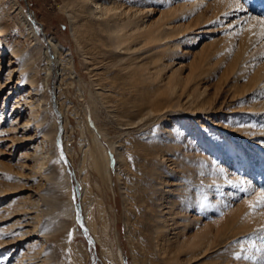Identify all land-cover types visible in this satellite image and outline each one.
<instances>
[{
    "label": "rangeland",
    "instance_id": "rangeland-1",
    "mask_svg": "<svg viewBox=\"0 0 264 264\" xmlns=\"http://www.w3.org/2000/svg\"><path fill=\"white\" fill-rule=\"evenodd\" d=\"M170 3L172 7H184L177 24L182 27L189 21H192L191 25L196 24L187 31L190 34L183 32L185 35L180 36L184 40L178 48H172L173 58L165 59L170 61V69L178 66L177 61L183 65H196L209 42L214 44V56L210 58L213 65L207 72L206 67L196 69L201 71V75L195 79L198 82L195 92L201 91V94H195L191 102H187V96L182 95L192 91L196 85L192 81L182 84L187 86L186 89H177L169 96L172 107L158 114V121L153 122L145 133L133 131L124 135L120 130L124 126L119 125L120 119L116 117L113 107L95 106L90 98L94 88L93 76L77 42L72 38L69 19L63 8L64 1L15 0L14 3L4 0L9 25L6 40L18 44L20 65L22 56L34 58L36 73L31 74L36 80V94L40 99L36 102L37 114L45 120L41 126L32 125L24 136L27 141L18 139L16 144H12L0 140V246L4 245V249L0 247V264H26L29 262L27 257L33 258V254L38 257L34 259L39 261L35 264H135V250L129 244L124 222L121 185L125 183L126 192L129 190L126 197L132 199L131 191L136 189V180L142 176L135 174L136 168L141 166L136 149L138 140L147 142V137L160 130L161 126L170 128L173 124L198 150L202 168L213 167L214 171L216 165L221 168L216 170L220 175L223 172L229 177L242 175L248 181L245 191L233 190L230 197L221 195L219 191L220 202L230 209L241 203L242 199L251 198L246 202V215L252 213L248 224L240 220L234 222V230L242 233L233 240L230 238L229 243L217 239L218 245L211 258L217 257L218 263L229 259L231 264H264V222L254 221V214L264 215V151L252 145L256 140L264 145V33L259 23L264 19V0H171ZM224 6L228 8L222 11ZM150 7L156 16L166 5L164 0H153ZM202 10L207 15L195 21ZM25 15L38 36L37 42L33 40ZM245 31L248 32V39L246 47H241L240 41ZM51 40L59 50L64 53L67 50L71 54L72 73L67 61L58 55L65 74L56 76L54 68L59 69V66L52 62L53 72L46 74V58L43 53L36 54L34 48L36 43L42 44L52 54L48 43ZM204 43V48L200 49ZM181 50L188 54L182 56ZM8 54L4 59V73ZM17 57L14 55L12 58L17 61ZM217 60L219 63L215 65ZM230 69L232 75L227 76ZM252 83L255 84L251 91L249 89L248 94L244 93L245 85ZM14 84L15 80L10 85L12 97L3 109L2 102L7 90L0 93V112L5 116L10 114V107L16 99H20L19 106L26 114L30 110L27 102L30 99L26 95L29 92L32 101L35 98L33 88L23 87L20 82L14 89ZM239 97L243 99L238 101ZM178 100H181L180 106H177ZM203 100L207 102L200 108L198 103ZM192 112H201L199 114L206 120L196 115L189 116ZM3 121L6 123L7 118ZM47 128L53 132L49 137H41ZM94 136L102 149L107 151L105 168L104 163H98V158L94 164L87 154ZM230 136L236 140L234 143ZM112 141L123 143L116 146L124 155L120 162L116 150L110 146ZM249 147L256 149L253 148V152ZM246 151L256 165L254 171L247 164ZM35 153L46 157L48 163L45 166L56 171L55 178L38 173V156ZM66 183L69 187L67 194ZM224 190L231 192L232 188ZM54 192L59 203L53 202L54 208H49L48 196L51 197ZM199 192L204 194L201 188ZM18 209L21 211L16 213ZM37 209L39 216L36 218ZM90 213L94 218V231L85 223ZM54 219L60 223L55 228L50 224ZM102 221L108 222L107 234L104 233ZM44 227L49 231L44 232ZM32 230L37 232L24 238L27 231ZM51 230L53 232L50 233ZM7 241H12L8 244L10 246L4 244ZM25 254L29 255L25 263H18L20 256Z\"/></svg>",
    "mask_w": 264,
    "mask_h": 264
},
{
    "label": "bare ground",
    "instance_id": "bare-ground-1",
    "mask_svg": "<svg viewBox=\"0 0 264 264\" xmlns=\"http://www.w3.org/2000/svg\"><path fill=\"white\" fill-rule=\"evenodd\" d=\"M11 1L15 3V0ZM63 1L72 38L77 42L89 73L93 76L94 88L90 98L95 106L100 104L105 108L113 107L116 117L120 119L119 125L124 126L120 128L121 134L126 135L133 131L145 133L150 129L155 121H158V114H161L167 107H172L169 96L176 93L177 89L187 88L182 85L183 83L192 81L196 84L192 91L182 95L187 96V102H191L190 99L195 94H201V91L195 92L198 84L195 79L201 75V71L196 69L200 66L206 67V72L211 69L213 64H211L210 58L214 56L213 43H208L207 50L196 65L191 63L183 65L177 61L178 66L175 69H170L168 66L170 61H165L167 57L173 58L172 48H178L183 42L184 39L180 37L185 35L183 32H187L191 26H196V24L191 25L192 21L183 27L177 24L183 6L172 7L171 0H164L166 7L159 10V13L154 16L155 11L150 7L153 0ZM227 8L224 6L221 9L224 11ZM215 9L218 10V8ZM5 11L4 0H0V93L7 90L1 109L5 108L6 102L12 97L10 85L14 80L15 84L12 88L17 89V85L21 82L23 87L30 86L35 91L33 101L29 92L26 95L30 99L27 101L30 110L26 114L21 111L20 99L13 101L8 116H5L2 111L0 112V140L16 144L18 139L27 141L28 139L26 140L24 136L32 129V125L41 126V122L45 119L37 114L36 102L40 99L36 94V80L31 74L36 71L34 58L30 55L22 56L20 65L18 44L8 42L5 37L9 28ZM206 15L207 13L202 10L196 15L195 21ZM25 20L30 26L33 40L35 39L37 42L38 36L31 22L28 18ZM247 33L245 31L241 38V47H246ZM48 43L51 46L52 54L42 44L36 43L34 48L36 54L43 53L46 58V74H51L53 69L51 62L59 66V69L54 68V71L58 72V74L55 72L56 76L65 74L62 72L61 59L58 58V55L67 61L70 67L69 72L72 73V57L69 51L66 50L64 53L59 50L60 48L52 40ZM204 45L205 43L201 45L200 49H203ZM7 53H9V57L4 73L3 64ZM180 53L182 56L188 54L183 50ZM14 55L18 56L17 61L12 58ZM51 56H53L52 59ZM218 63V60L214 62L215 65ZM183 68H185L184 71H182ZM166 69L170 70L166 71ZM223 72L225 73V69ZM231 75L232 70L230 69L227 76ZM224 76L226 77V73ZM254 84H246L243 92L248 94ZM241 99L243 98L239 97L238 101ZM180 102L181 100H178L177 106H180ZM206 102L204 100L199 102V107L202 108ZM199 113L201 112H192L189 113V116H200L205 121L206 117H202ZM4 118H7L6 123L3 121ZM210 124L214 126L213 123ZM52 132L53 130L48 128L44 129L41 137H49ZM229 139L232 143L236 141L231 136ZM119 143V141L118 144L112 141L110 146L116 150L120 162L124 155L121 153V149L117 150L118 148H116V146L123 145V143ZM252 145L256 148L260 147L259 149L264 151V145L259 140L253 141ZM253 148L249 147L254 152L256 148ZM136 149L140 155L141 166L136 168L135 174L142 176L136 180V189L131 191L132 199L126 197L129 190L126 192L125 183L122 182L121 185L124 222L129 244L131 249L135 250V264H231L229 259L218 263L217 257L211 258V255L215 253L214 248L218 245L217 239L229 243L230 238L233 240L235 236L242 233V231L234 230L235 221L240 220L245 224L250 222V213L252 212H248L246 215L248 207L246 202L251 198L242 199L241 203L230 209L220 202L218 194L220 191L221 195L230 197L233 190L243 189L245 191L248 181L242 175L234 174L229 177L224 172L220 175L216 170L221 168L216 165L214 171L213 167L202 168L198 150L188 143L185 134L179 132L175 124L170 128L161 126L160 130L147 137V142L143 143V139L138 140ZM87 154L94 164L98 158V163H104L105 168L108 154L105 149H102L95 136ZM244 154L247 164L254 171L256 165L249 157V152L246 151ZM37 156L38 173L42 172L49 178H55L56 171L48 165L45 166L48 163L46 157L39 154ZM159 164L162 165L159 166ZM66 184L67 194L69 187L68 183ZM227 187L232 188L231 192L224 190ZM199 188L203 190L204 194L199 192ZM48 197L50 201L48 207L54 208L53 202L59 203L57 193L54 192L51 197ZM67 203L70 213V199ZM19 211L21 210L18 209L15 212ZM91 214L85 215V223L94 231L96 227L93 225L92 219L94 218L91 217ZM38 216L39 209L35 213V217ZM99 216H101V212ZM254 218L256 222H264V215L256 213ZM102 222L104 223V233L107 234L108 222ZM50 224L55 228L60 223L54 219ZM35 231H27V236L24 238L30 237L31 233ZM43 231L47 232L49 229L44 227ZM11 242L7 241L4 244L8 245ZM1 246L4 247L2 244ZM27 256L29 255L20 256L17 260L18 263L24 261ZM34 258L38 257H35L34 254L33 258L27 257L29 262L26 264L39 263Z\"/></svg>",
    "mask_w": 264,
    "mask_h": 264
},
{
    "label": "snow or ice",
    "instance_id": "snow-or-ice-1",
    "mask_svg": "<svg viewBox=\"0 0 264 264\" xmlns=\"http://www.w3.org/2000/svg\"><path fill=\"white\" fill-rule=\"evenodd\" d=\"M259 23L262 25V33H264V19H261ZM239 258V257H237Z\"/></svg>",
    "mask_w": 264,
    "mask_h": 264
}]
</instances>
